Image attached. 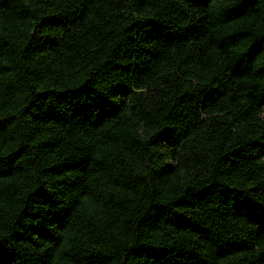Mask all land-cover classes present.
<instances>
[{
  "label": "trees",
  "instance_id": "1",
  "mask_svg": "<svg viewBox=\"0 0 264 264\" xmlns=\"http://www.w3.org/2000/svg\"><path fill=\"white\" fill-rule=\"evenodd\" d=\"M0 264H264V0H0Z\"/></svg>",
  "mask_w": 264,
  "mask_h": 264
}]
</instances>
